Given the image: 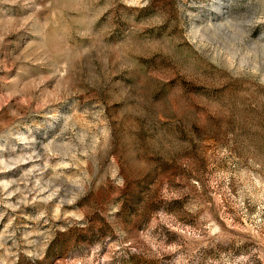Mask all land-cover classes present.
Listing matches in <instances>:
<instances>
[{"label": "rangeland", "instance_id": "374dc122", "mask_svg": "<svg viewBox=\"0 0 264 264\" xmlns=\"http://www.w3.org/2000/svg\"><path fill=\"white\" fill-rule=\"evenodd\" d=\"M0 264H264V0H0Z\"/></svg>", "mask_w": 264, "mask_h": 264}]
</instances>
